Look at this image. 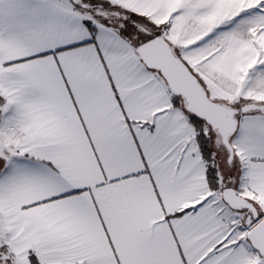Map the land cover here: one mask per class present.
Wrapping results in <instances>:
<instances>
[{
	"label": "snow or ice",
	"instance_id": "1",
	"mask_svg": "<svg viewBox=\"0 0 264 264\" xmlns=\"http://www.w3.org/2000/svg\"><path fill=\"white\" fill-rule=\"evenodd\" d=\"M0 264H264V0H0Z\"/></svg>",
	"mask_w": 264,
	"mask_h": 264
}]
</instances>
